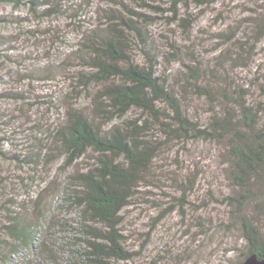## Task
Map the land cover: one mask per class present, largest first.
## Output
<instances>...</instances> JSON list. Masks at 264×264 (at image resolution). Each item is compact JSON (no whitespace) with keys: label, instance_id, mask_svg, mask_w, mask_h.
<instances>
[{"label":"trees","instance_id":"trees-1","mask_svg":"<svg viewBox=\"0 0 264 264\" xmlns=\"http://www.w3.org/2000/svg\"><path fill=\"white\" fill-rule=\"evenodd\" d=\"M248 1L0 0L17 11L0 14V23L30 38L37 29L25 22L65 17L82 26V13H95L92 26L79 29L70 61L60 62L78 66L67 72L69 88L58 99L66 106L62 120L35 125L42 134L29 137L22 154L8 151L0 136V160L28 174L60 161L63 174L52 191L50 182L43 189L24 186L33 210L0 184V264H137L140 254L126 245L122 211L152 185L161 154L197 141L219 148L229 192L217 198L210 186L207 193L227 217L216 227L238 229L244 240L231 264L250 256L264 260V69L256 58L264 53V42L258 47L264 0ZM237 8L249 14L232 22ZM207 12L220 29L211 33L215 53L204 59L194 29L204 30L198 20ZM12 41L0 33V66L20 62L25 71L11 70L18 80L32 84L61 72L60 66L27 67L8 52ZM4 91L1 100L27 99ZM80 92L86 105L78 103L81 96L76 100ZM194 97L206 101L203 115L186 108ZM171 180L180 191L173 201L187 203L192 178Z\"/></svg>","mask_w":264,"mask_h":264},{"label":"rangeland","instance_id":"rangeland-1","mask_svg":"<svg viewBox=\"0 0 264 264\" xmlns=\"http://www.w3.org/2000/svg\"><path fill=\"white\" fill-rule=\"evenodd\" d=\"M246 4L251 5L248 0ZM24 11L22 9L19 13H25ZM244 11L240 13V9H232L230 14L234 18L231 21L249 14ZM11 12L14 14L17 11L10 6H0V14L9 16ZM94 14L93 8L85 10L81 16L82 26L87 24L92 26ZM227 14V11L224 12V15ZM69 20L59 17L25 22L27 28L37 29L31 38L20 34L18 29H11L0 23V33L13 40L6 45L14 58L24 61L32 70L42 67L62 68L54 78L50 76L47 81L42 78L34 79L31 84L29 78L20 81L18 77L13 76L11 70L14 68L25 71L20 62L8 61L5 66H0V79L4 80L0 84V93L5 92V89L24 93L27 97L20 102L0 99V118L5 121L0 126V136L5 137V147L12 154H22L23 148L28 147V138L42 134L35 131V125L48 127L55 120H62L64 117L66 106L58 99L65 95L66 89L69 88L67 72L71 76L78 66L70 62L61 66L60 62L70 61L68 56L78 46V39L82 35L80 30L85 29L81 25L78 26L79 23H71ZM214 22V16L211 17L207 12L198 20V24L204 30L194 29V33L201 38L202 45L199 49L204 59L207 55L215 53L214 49L211 50L216 44L215 40H211V33L212 30L220 28ZM245 25L249 26L248 23ZM263 42L260 41L258 47L263 46ZM256 58L264 69V53L258 54ZM245 74L251 76L253 73L245 69ZM250 92L254 96L259 93L256 86L250 87ZM83 94L80 92L76 100L81 96L78 103L86 105L88 101ZM206 104L204 99L194 97L189 98L185 106L190 111L203 115ZM133 115L136 116L135 113ZM182 146L183 144H176L157 158L152 169L154 174L151 177L152 185L142 188L143 192L134 197L123 209L122 231L126 245L140 254L135 259L137 264L234 263L239 249L243 248L244 240L238 229L216 227L218 222L226 220L227 217L223 213L224 209L218 207L220 204L207 193L210 186H213V194L217 198H220L223 192H229L224 178L223 163L219 158V148L202 141L188 142L185 149ZM60 163L59 161L42 165L34 169L33 174H28L14 167L9 161L0 160V184H6L17 203H27L33 210L30 198H25L23 193L24 186L32 190L37 187L43 189L50 182L49 189L51 191L57 189L59 180L63 177L59 169ZM173 177L177 180L192 178L194 189L190 192L187 203L180 205L173 201L172 195L180 193L171 180ZM169 206L172 208H168Z\"/></svg>","mask_w":264,"mask_h":264},{"label":"water","instance_id":"water-1","mask_svg":"<svg viewBox=\"0 0 264 264\" xmlns=\"http://www.w3.org/2000/svg\"><path fill=\"white\" fill-rule=\"evenodd\" d=\"M242 264H264V260H257L255 256H250Z\"/></svg>","mask_w":264,"mask_h":264}]
</instances>
